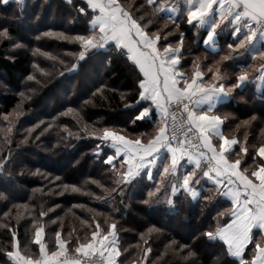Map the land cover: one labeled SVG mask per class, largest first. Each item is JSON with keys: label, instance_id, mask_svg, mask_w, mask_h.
Listing matches in <instances>:
<instances>
[{"label": "trees", "instance_id": "1", "mask_svg": "<svg viewBox=\"0 0 264 264\" xmlns=\"http://www.w3.org/2000/svg\"><path fill=\"white\" fill-rule=\"evenodd\" d=\"M172 2L167 0L168 5ZM120 3L130 9L143 4L152 19L149 29L153 32L157 27L164 30L165 24L172 23L164 11L151 16L152 8L146 0H120ZM80 5L82 0H73V4L67 0H25L22 8L16 0H10L6 6L0 3V30L7 27L14 37L11 42L7 39L0 42V149L15 154V163L8 169L14 181L9 182L0 175V192L8 197L0 199V264H15L6 255L13 250L10 235L13 228L17 231L21 251L34 258L38 255L34 217L45 225L44 240L49 251L57 247V231L61 232V238L69 241L68 251L72 252L79 242L90 238L96 222L105 230L115 222L121 264L141 261L145 264H238L225 252L222 241H208L202 236L217 223L227 222L228 217H217V212L232 206L230 198L213 196L215 186L207 178L195 186L199 193L197 198L183 190L173 195L174 207L165 199L145 203L149 199L147 192L158 181L161 170L158 165L162 161L152 170L151 178L147 175L149 171H143L123 197L112 191L116 187V177L103 163V156L94 151L98 144L106 152L112 150L92 134L99 135L105 128L134 138L145 133L140 138L147 142L154 132L152 121L157 114L151 119L130 123L137 114V107L126 108L125 105L136 99L137 75L142 78V73L111 47L94 51L80 61L78 71L65 74V67L75 62L74 54L79 52V44L44 33L51 30L69 37L85 34L87 21L75 11ZM178 16L179 12L174 18H177L179 29L172 30L174 35L169 36L168 41L175 42L179 39L178 33H184L185 47L189 50L184 51L187 62L181 61L182 70L191 71L193 60L199 57L197 62L211 79L207 66H214L221 56L229 54L227 44L237 42L233 30L226 28L217 40V49H212L203 44L206 28L198 31ZM12 43L24 46L13 47ZM261 63L264 61L254 53L244 52L220 65L229 80L241 68L250 69L248 82L215 109L216 114L226 117L223 133L229 138L235 136L249 147L250 153L252 146L264 138V119H259L264 115V73L258 71ZM62 73L66 79L64 83L59 78ZM32 76L35 80L29 79ZM56 90L59 91L56 95H50ZM16 110L25 115L13 125L11 144L7 141V145L3 139L8 128L4 117ZM252 115H257L258 119L244 126L242 121ZM245 133L248 135L246 142ZM238 154L240 144L235 146L229 159L238 158ZM0 159H3L2 154ZM245 159L251 165V159ZM192 167L194 165H188L186 170ZM64 185L69 188L65 190ZM72 185L80 191L71 190ZM205 195L213 196L212 203L203 199ZM10 209V215L4 216ZM41 212H48V215L41 217ZM16 213L21 214L19 220ZM153 226L159 231L149 234L147 230ZM254 234L260 235V230H254ZM172 242L190 246L195 257L185 260L186 253L173 251ZM149 247L151 251L145 259ZM251 249L250 244L246 258H250Z\"/></svg>", "mask_w": 264, "mask_h": 264}, {"label": "snow or ice", "instance_id": "2", "mask_svg": "<svg viewBox=\"0 0 264 264\" xmlns=\"http://www.w3.org/2000/svg\"><path fill=\"white\" fill-rule=\"evenodd\" d=\"M9 2L10 0H0L5 6ZM16 2L22 8L25 0ZM67 3L73 4V0H67ZM146 3L152 8L151 16H157L168 7L167 0H146ZM177 7L178 19L198 31L201 27L207 29L203 44L210 45L212 49L217 48V40L224 30L234 26L232 35L237 42L227 44L229 54L221 56L214 62V66H207V72L211 73L208 81L204 80L206 72L197 62L199 57L193 60L191 71L182 70L184 51L189 50L185 47L184 33L179 32V39L175 42L168 41V37L174 35L172 30L179 29L177 18L169 15L171 25L165 24L164 30L157 27L153 32L149 29L152 19L147 15L143 4L130 9L120 3V0H82V5L76 6L75 11L78 17L87 21L85 34L69 37L63 32L49 30L44 35L57 36L79 44L80 51L78 55L74 54L75 62L70 67L66 66L65 72L78 70L80 61L94 51L111 47L128 58L132 66L142 73V78L137 75L136 99L125 107H137V114L130 121L131 124L151 119L156 116V112L159 113L152 121L155 128L151 138L142 142L140 138H129L108 128L99 135L92 134L112 150L106 152L99 144L94 150L98 156H103V163L110 167L116 177V187L112 191L123 197L126 189L141 177L144 169L157 166L158 159L162 161L158 165L161 169L159 178L153 189L147 192L149 199L145 203L159 202L162 189L166 194V202L172 207L175 206L172 196L182 190L197 198L199 193L195 186L207 178L214 182L213 196L230 197L232 206L217 212V217L227 216V222L217 223L215 227L204 231L202 236L208 241H222L225 252L235 258L238 264H264V138L258 145L252 146L250 153L249 147L235 136L229 138L223 133L222 125L226 117L210 114L218 101L230 97L251 78L250 69L241 68L229 80L227 73L222 72L220 67L223 61L244 52L254 53L264 61V0H184V6ZM175 11L176 8L173 9ZM0 39L11 42L14 37L5 27L0 31ZM257 44L261 46L257 47ZM21 46L13 44V47ZM258 71L264 73V63L260 64ZM29 79L35 80V77ZM205 103L209 105L207 109L201 107ZM4 118L7 119L6 116ZM257 119V115H252L242 121V124L250 126ZM259 119H264V115ZM7 131H11V128ZM145 135L140 133L139 137ZM213 136L219 138L218 144L213 143ZM247 139L248 135L245 133L244 141ZM8 143L11 144V141ZM237 144H240V154L238 158L230 160L229 155L235 151ZM163 149L168 150L167 157L162 156ZM0 154L3 155V159H0V175L9 182L14 181L8 169L15 163V154L11 150L3 152L2 149ZM186 157L194 162V167L190 170H182L181 162ZM245 157L251 159V165ZM20 175H23L22 171ZM147 175L151 178V171ZM4 187H7L6 183ZM64 188L67 190L69 186L64 185ZM71 190L80 191L75 185L71 186ZM213 196L205 195L203 199L210 204ZM109 198L111 199V195ZM0 199L8 197L0 192ZM10 213L11 209L4 216L7 217ZM47 215L48 212L40 213L41 217ZM20 216V213H16L17 220ZM33 223L34 240L39 246V253L33 258L31 254L22 252L17 231L13 228L10 232L13 250L6 255L15 264H82L83 258L97 255L100 264H117V257L121 255L115 222L107 230L96 222L90 238L77 244L75 254L78 255L71 259L67 255L69 241L61 238L60 231L55 233L56 249L49 251L44 240L45 225L35 217ZM256 228L260 230V238L254 234L253 230ZM154 230L159 231L153 226L147 232L150 234ZM250 244L251 256L246 258ZM172 250L186 253L183 257L185 260L196 255L190 246L176 242H172ZM150 251L149 247L145 252V259Z\"/></svg>", "mask_w": 264, "mask_h": 264}, {"label": "rangeland", "instance_id": "3", "mask_svg": "<svg viewBox=\"0 0 264 264\" xmlns=\"http://www.w3.org/2000/svg\"><path fill=\"white\" fill-rule=\"evenodd\" d=\"M164 12L165 13H167V14H169V15H171L172 14V11L171 10H164ZM202 29H203V27H201ZM1 31V30H0ZM2 41V39H0V42ZM13 44H17V43H12L11 44V46H13ZM22 46H24L23 44H21ZM79 49H80V46H79ZM80 51V50H79ZM79 53V52H78ZM78 53H77V55H78ZM79 68H80V66H79ZM79 68H78V70H79ZM78 70H76V71H78ZM191 70V69H190ZM76 71H74V72H76ZM74 72H71V73H69V72H67V74H72V73H74ZM64 73V72H63ZM62 73V74H63ZM60 75L59 76V78L61 79V81L60 82H62V83H64L65 82V80L66 79H64L65 78V75L63 74V75ZM65 74H66V72H65ZM95 78V76L93 75L92 76V79H94ZM211 78V77H210ZM206 79V81H208V80H210L209 78H207L206 77V75H205V77H204V80ZM57 92H59L58 90H56L55 92H51L50 93V95H56V93ZM25 114L23 113V112H21V111H13L11 114H8V115H6V117H7V119H6V121H7V124H8V128L6 129V131H4V133H3V139H4V141H6L5 143L8 145V143H7V141H10V136H11V134H12V132H13V130H12V127H13V125L16 123V122H18L19 120H20V118H22V116H24ZM9 128H11V131H7ZM110 130H112V129H110ZM115 131V130H114ZM7 132V135H5V133ZM118 132V131H117ZM120 134H123L122 132H119ZM123 135H127V134H123ZM127 136H129V135H127ZM129 138H134V137H130L129 136ZM135 138H140V137H135ZM141 140H142V142H145L142 138H140ZM168 153V150L167 149H163L162 150V156L164 157V154H166V155H169V153ZM160 162H161V160L160 159H158V161H157V165L158 164H160ZM181 164H182V170H186V168H187V166L188 165H194V162L193 161H191V160H189L187 157L181 162ZM153 167H155V166H152V168ZM169 192H170V189H169ZM159 197H160V199H165L166 200V194L164 193V191H163V189H162V192H161V194H159ZM173 197V196H172ZM256 229H258V228H256ZM256 229H254V230H256ZM253 230V231H254ZM116 231H117V229H116ZM257 238H260V235H258V236H256ZM118 240H119V238H118ZM48 247V246H47ZM118 247H119V244H118ZM120 248V247H119ZM120 253H121V251H120ZM67 255H68V257H69V259H71L74 255H78V254H75V250L74 251H68V253H67ZM34 258V257H33ZM85 260H92V261H94L95 263H97V264H100V258H99V256L97 255L96 257H91V258H88V257H85V258H83L82 259V264H87V262L88 261H85ZM120 257H117V264H121L120 262ZM130 264H145L144 263V261H141V262H135V263H130Z\"/></svg>", "mask_w": 264, "mask_h": 264}, {"label": "crops", "instance_id": "4", "mask_svg": "<svg viewBox=\"0 0 264 264\" xmlns=\"http://www.w3.org/2000/svg\"><path fill=\"white\" fill-rule=\"evenodd\" d=\"M177 5H180L181 7H183L184 6V0H173V2L172 3H170L169 5H168V7L167 8H165L164 10H171L172 11V16L173 17H176L177 16V14H178V12H179V8L177 7ZM174 8H176V11L175 12H173V9ZM227 28H230V29H232L233 31H234V26H229V27H227ZM257 46H260V44H257ZM218 47V46H217ZM217 49V48H216ZM227 97H225V98H223L222 100H220V101H218L213 107H212V109H211V113L210 114H216L215 113V109L217 108V106L220 104V103H223V101H225V99H226ZM201 107H203V108H205V109H207L208 107H209V105L207 104V103H205L204 105H202ZM156 114H157V117L159 116V113L158 112H156ZM223 126V125H222ZM222 131H223V128H222ZM218 142H219V138L218 137H216V136H213V143L214 144H218ZM168 154V153H167ZM154 169V167L152 168V166H150L149 168H146V169H144V171L145 170H147V171H151V173H153L152 172V170ZM209 180V179H208ZM210 182H212V183H214L213 181H211V180H209ZM228 198H230V197H228ZM231 199V198H230Z\"/></svg>", "mask_w": 264, "mask_h": 264}, {"label": "built area", "instance_id": "5", "mask_svg": "<svg viewBox=\"0 0 264 264\" xmlns=\"http://www.w3.org/2000/svg\"><path fill=\"white\" fill-rule=\"evenodd\" d=\"M177 124H179V120H177ZM193 142H195V141H193ZM85 261H88L87 264H97L92 260H85Z\"/></svg>", "mask_w": 264, "mask_h": 264}]
</instances>
